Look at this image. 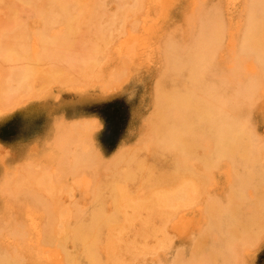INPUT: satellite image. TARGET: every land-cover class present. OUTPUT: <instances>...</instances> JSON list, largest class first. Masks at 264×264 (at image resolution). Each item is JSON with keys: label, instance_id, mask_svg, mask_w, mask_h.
Segmentation results:
<instances>
[{"label": "bare ground", "instance_id": "bare-ground-1", "mask_svg": "<svg viewBox=\"0 0 264 264\" xmlns=\"http://www.w3.org/2000/svg\"><path fill=\"white\" fill-rule=\"evenodd\" d=\"M4 1L13 20L35 18L34 38L18 25L14 32L41 50L31 46L40 53L32 58L28 48L5 47L15 36L4 40L0 66L12 59L15 68L0 70V78L11 73L0 79L3 109L15 107L17 91L31 99L44 84L81 78L102 94L142 82L135 102L143 113L131 103L125 145L107 161L86 141L65 158L81 138L72 132L98 126L74 121L56 142L58 178L70 181L61 194L53 175L19 167L2 189L42 212L0 222V264H252L264 240V0ZM116 40L117 58L109 52ZM74 46L91 54L71 57ZM143 68L151 75L141 80ZM35 82L43 83L36 93ZM85 167L92 178L77 185L71 178ZM190 208L195 216L185 215Z\"/></svg>", "mask_w": 264, "mask_h": 264}, {"label": "rangeland", "instance_id": "rangeland-1", "mask_svg": "<svg viewBox=\"0 0 264 264\" xmlns=\"http://www.w3.org/2000/svg\"><path fill=\"white\" fill-rule=\"evenodd\" d=\"M27 14H28V12H27ZM2 15L4 17L7 16L8 20L6 19L7 20L6 21L5 18L2 17ZM15 17L16 16L13 15V10H11L10 3L4 1V3L0 5V25L3 26L2 27L3 29H1V26H0V30L3 32V30L6 26L5 29L10 28V30H7V31L9 33L10 32L11 33L9 34L6 31L7 35H9V36L6 35V32H5V34L3 33L4 35L2 34V32L0 33V35H3V36H0V42H1L0 43V49H1V45H2V49H4L5 47L12 49L11 46H9L12 44L13 48L19 46V48L24 47V49L26 48V50L30 49V50H28L29 56L31 57V55L34 54L32 56V58L37 57L40 54L39 52L41 50L39 48H36L37 45H35V44L38 41L34 42V45H35L34 46L32 40H35V39H30L29 37H27L28 40L30 39L32 41V45H30V47H28L29 44L31 43V41L30 40L28 41L26 38H22L21 37L22 35H20V32H19V31H21V30H19V28H21L23 30L25 29V32L23 31L24 33L27 32L26 31V29H27L29 31V33H31L32 37L34 38V35L36 36V33L34 31L38 30V27H39L35 18L28 16V15H24V13H21V15H19V17H17V21L13 20ZM1 19H4L3 22ZM10 20L11 21L13 20V21L10 22ZM19 21H22L24 24L28 23L27 25L29 27L24 28V26H25L24 24H23V26H21L22 22L19 23L21 26V27H19V24H18ZM4 22H7V23H4ZM11 25L14 27H12ZM16 25H18V26H16ZM15 26L18 28L17 30H19L18 31L19 34L16 32L17 36L20 35L19 39H18V37H16V34L14 32V31H16ZM25 27H27V26H25ZM58 32L61 33V30H55L56 35H59ZM21 33H22V31H21ZM24 33H22V34H24ZM10 35L11 36L13 35V36L10 39H7L10 37ZM31 35H29V36H31ZM52 35H54V34H52ZM25 36H28V34L26 33L23 35V37H25ZM1 37H5V39L4 38L2 39ZM13 37H14V39L11 40ZM20 37L22 39H20ZM15 38L18 40V42H16L17 40H15ZM23 39H25V40H23ZM4 40H11L12 42L6 41L7 44L5 45ZM22 40L26 43L25 44L26 47L23 46V44H21L22 46L19 45L22 42ZM13 41L16 42L15 43L16 46H14L15 44ZM116 41H118V40H116ZM9 42H10V44H8ZM118 43H119V41L114 45V49L113 48L110 49L109 52L111 54L110 55L111 57H113L112 55L116 56L115 50L117 49ZM17 44H18V46H17ZM4 45H5V47H4ZM31 46H33V48L37 49V51L39 50L38 55L35 54L36 53L35 49L32 48V50H31ZM38 46H41V44L38 43ZM2 49L0 50V59H1ZM14 49H16V48H14ZM73 49L75 51L76 50H79V51H77L75 53V51L72 50V48H71L70 49L71 51L69 50V56H71V57L74 56L75 58L76 57L80 58L78 56L79 54L81 56H83V54H84L85 56H83V57H86L89 54H91V52H88L89 53L88 54L86 52L87 50L86 51L80 50V49H78V47H75V46L73 47ZM60 50L64 51V49H60ZM52 52L54 53V50H52ZM60 52H62V51H60ZM73 52H74V55H73ZM75 55H77V56H75ZM116 58H117V56H116ZM114 61H116V59ZM10 62L11 63L13 62L12 59L10 60ZM10 64H9L10 68L8 67V65L5 66L8 68H3L2 65L0 66L1 67L0 70H2V74H3L4 70L8 69V71H9L11 68L12 69L10 71L13 72L12 70H14L13 67L15 68V66H14L15 62L12 63L13 67H11ZM75 71L77 72L76 75L78 76V71L76 69H75ZM75 71L73 70V72H75ZM6 72L7 71H5V73L3 75L4 77H1L0 79H2V78L9 79V77L11 78V73L7 72L8 73V76H7ZM0 73H1V71H0ZM141 73L143 74V76H141V80H143V79L147 78L149 75H151L148 71H146V69L142 70ZM12 74H14V72ZM74 74H72V76ZM76 75H74V77H73L74 79H75V77H77ZM0 76H2V75H0ZM12 77H13V75H12ZM76 81L78 82V80H76ZM76 81H73L72 83L69 82L68 84H63L62 82H57V81H54L48 85L44 84L45 86L43 87V89H41L42 92H39V90L41 88L40 86L43 83L40 84L38 82H35L34 83L35 85L33 84L34 87L36 88V89L34 88L35 89L34 93H36V90H38L37 92H39V93L38 94L36 93L35 96L34 95L32 96L31 95L33 93L32 92L30 94L31 99L29 97H26V96L25 97L28 99H26L24 97L25 92L23 93V91H22V93H21V91H17V93L20 92L21 95H20V93H18L19 96H17L18 94H16V92L14 93L17 96V98H15V100L17 99L16 103L13 100V97H15V95L13 93H12V98L10 97L11 96L10 95L9 101L8 100L5 101V104L8 103V105H9V103L11 102L10 100H13L14 103L13 102L12 103L15 104L14 108H10V105H9V107L7 105H5L6 109H3L4 103L2 105L0 103V105L3 106L2 110L0 107V179H1L0 180V222L7 224V223H9L8 221H9V218H11V217L12 218L10 220L12 222L14 220H20V221L24 222L27 220V216H30L34 219H39L41 217L40 213L42 211L40 209L37 210V208H32V206L29 203V201L27 200L26 196L21 195L16 199V197L13 195L8 196L7 192H6L7 190L6 191L4 190L5 188L2 189L3 187H7V185H9V184L6 185L7 181L9 183V179H10V182L14 181V175H15V179H16L15 181H17V179L19 177L16 178L18 176V174L16 172L18 171V169H20L19 168L20 166H25V168H27V170H28V167H29L28 165H30L29 170H31L33 168L31 171L38 172L40 170V171H42L41 173L44 172V175H43V174H39L40 173V171H39L38 172L39 177L46 176V175L52 177V175H53L52 179L56 180L55 181L56 185H55L54 189L52 190V191H55L54 193H56V190H58L59 193L58 192L57 193L61 194L60 190L58 189V187L60 185H63L64 187H66L67 185L70 186V184H69L70 181L66 177L60 176V178H58L60 171L56 166L58 164L57 161L59 160L60 153H59V149H58L59 145H57L56 142H57V140L59 142V139L61 138V136L63 137L64 134H67V133L74 131L73 130L74 125L76 126V124L78 125V123L81 124L84 121H89V120L93 121L94 120L93 122L96 123L98 126L96 127L97 129L95 128L93 130V132H91V133H93L92 135L90 132L89 133L85 132L88 134H85L83 131L82 132L79 131V133H76V134H75V131L72 132V133H74L75 136L77 134H81V138H76V140L79 139V141H80V139H81V141L80 142L78 141V144H76L77 141L75 142L76 148L73 145L70 147V152H69V154H67V156L65 158H70L71 156H73V154H72L73 152H79V151L82 152V149L84 150L86 148V146H88L86 143H89V144L94 145L95 148L98 150V152L101 154V157H103L104 161H107L113 155L116 145H119V144L125 145V143L123 141L126 138L125 134H126L127 130H125V126L123 123L127 119L128 108L131 105V103H134V105L137 107V112H139L141 110L142 107L139 106L140 104L137 101L135 102V99H136V96H137L139 90L141 89L143 83L138 82V81L134 83L132 81L126 80L125 82H123L121 84L120 88H118L114 91H110L106 94H102L99 90V87L97 85H95L94 83L89 84L88 81L82 80L81 78H79L78 83ZM55 82H57V83H55ZM20 96H22V97H20ZM19 98H21V99L24 98L25 100L21 101ZM6 99H8V98H6ZM18 100H20V101H18ZM56 102H58V103H56ZM18 103H20V104H18ZM79 103H85L87 105H85L83 107V109H81V110L75 109L76 111L72 112L73 111V110H71L72 107L79 104ZM7 107L10 109L7 110ZM142 111L143 110H141V112ZM128 120L130 122L129 124L134 125L137 122V117H135L133 115L131 117V119H128ZM74 121H76V123ZM92 121H89V122H92ZM72 123L73 124L75 123V124L72 125ZM130 133L134 134V132H130ZM130 133H128V136L130 135ZM82 137L84 138V142L82 141L83 140ZM85 141H86V143H85ZM84 143L86 145V146L84 145L85 148H83ZM127 147H128V145L126 146V148ZM2 161H4V162H2ZM31 166H32V168H31ZM22 168H24V167H22ZM22 168H21V170H22ZM36 169H39V170L37 171ZM21 170H19L18 172L20 173ZM43 170H45V171H43ZM54 170L57 172H55ZM78 171H79V173L77 174L78 176L71 178L74 182L77 183V185H78V183L80 185L81 182H84L83 176H85L87 178L89 177L88 179L91 180L92 174H91V170L89 168L86 169V167H85L81 171L80 170H78ZM57 173H59V174H57ZM34 175H35V177L38 176L37 174H34ZM11 178L13 180H11ZM32 178H34V176ZM76 178H77V180H75ZM78 179H80L81 182H79ZM33 182H35V181H33ZM63 186H62V189H63ZM62 189H61V191H62ZM80 190H81L80 188L76 189V191H77L76 193L78 194L79 198L84 196L82 194V190L81 191ZM63 191H64V189H63ZM15 207H17V208H15ZM19 207H20V209L18 210ZM23 208H24V210H21ZM35 209H36V212H34ZM19 211H21V212L19 213ZM22 211H25V212L23 213ZM195 213H196V208H190L185 213V215L195 216ZM4 235L5 234H3L2 236L5 237ZM258 247L256 249H254L253 251H251V253H250L249 259L251 260L252 264H264V240Z\"/></svg>", "mask_w": 264, "mask_h": 264}]
</instances>
